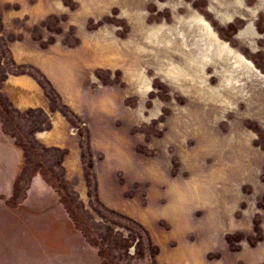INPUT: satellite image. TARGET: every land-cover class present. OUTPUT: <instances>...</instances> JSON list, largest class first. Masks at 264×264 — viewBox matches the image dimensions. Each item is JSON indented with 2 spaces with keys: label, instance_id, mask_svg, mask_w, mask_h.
I'll return each mask as SVG.
<instances>
[{
  "label": "rangeland",
  "instance_id": "374dc122",
  "mask_svg": "<svg viewBox=\"0 0 264 264\" xmlns=\"http://www.w3.org/2000/svg\"><path fill=\"white\" fill-rule=\"evenodd\" d=\"M0 1L11 4L0 7V19L4 10L6 21H10L7 15L26 18L16 21L17 27L22 26L16 31L23 34L16 35L14 22L9 23L14 34L9 40L25 38L34 47L51 50L42 58L41 70L77 114L84 109L78 84L87 80L81 86L104 99H97L92 108L105 110L106 127L112 132L109 145L97 137L93 141L96 160L107 156L103 164L92 161L88 140L82 142L83 176L76 141H64L62 113L76 128L80 122L62 105L50 83L21 70L38 78L52 108L62 112H54V130L37 133L38 139L62 148L47 147L35 139L45 121L40 111L20 113L0 93V264H146L147 260L152 264L157 249L165 261L183 243L211 250L206 253L211 263L264 264V82L256 83L252 92L241 93L245 97L225 94L235 108L194 94L183 96L160 77L168 67L164 55L142 56L139 63L127 65L107 62L125 56L124 47L132 35H116L114 30L125 23L88 24L90 19L95 21L94 15L118 17L123 7L130 15L124 20L129 24L136 15L151 13L158 19L149 25L167 20L172 27L176 25L173 15L197 13L264 75V0H241L243 6L237 0H159L181 5L177 11L170 5L159 10L156 0H120L115 8L113 0H59L70 12L59 9L58 0ZM219 13L234 15L224 21ZM248 27L258 34L251 41L240 35ZM108 29L110 36L104 33ZM105 47L110 53L103 58ZM155 49L150 47L148 52ZM4 62L12 71L11 59ZM175 63L184 66L181 58ZM143 70L155 89L146 96L144 109L138 85L126 77L128 72L139 76ZM26 94L30 92L21 97ZM16 103L21 109L44 108L46 103L52 115L47 99ZM156 103L162 113L157 120L150 114ZM70 128L67 133L76 139V129ZM80 131L86 136L84 129ZM62 149L70 150L65 159L67 151ZM107 176L115 183L116 203L109 199ZM180 209L187 210L177 219L189 228L178 240L172 238L173 215ZM159 256L156 264H160Z\"/></svg>",
  "mask_w": 264,
  "mask_h": 264
},
{
  "label": "bare ground",
  "instance_id": "6f19581e",
  "mask_svg": "<svg viewBox=\"0 0 264 264\" xmlns=\"http://www.w3.org/2000/svg\"><path fill=\"white\" fill-rule=\"evenodd\" d=\"M76 3H84V0H73ZM108 1V0H107ZM120 0H113L112 8L117 7ZM240 6L244 4L241 0H237ZM156 5L160 9L166 8L168 5L177 11L181 5L166 4L156 0ZM183 5V4H182ZM57 7L64 12H70L71 9L66 7L61 1H57ZM176 9V10H175ZM142 13V12H141ZM84 14V13H83ZM151 13L136 15L130 24L128 19L130 15L123 7L118 17L106 13L101 16H91L95 18L93 23L91 19L88 24L101 25L108 21L115 24L125 23L114 26L116 35H127L131 33L132 39L129 44L126 43L124 50L125 56L121 54L119 57L107 59L111 65L132 64L139 63L142 56H166L168 59V67L162 70L163 82L169 83L175 87L183 96H190L192 94L198 96L203 101L221 104L227 108H235V104L226 98L225 94L232 96H242L241 93L252 92L253 87L256 86L260 80L264 82V75L258 72V69L252 62L249 61L242 53L234 49L227 41L222 40L212 25L200 14L194 13L191 15H173L175 26L170 27L168 22L154 23L149 25L151 21H157L158 17H153ZM80 16V14H77ZM82 15V14H81ZM224 20H231L232 15L219 13ZM74 23H72L73 25ZM85 29V24L81 23V29ZM108 36L111 32L106 30L104 32ZM138 36L133 38L134 34ZM141 34V35H140ZM98 35V33H97ZM241 38H250L251 41L255 34L253 27H248L246 30L240 32ZM43 40L46 41V38ZM167 40V43H164ZM180 43H179V42ZM155 47V51L149 53V48ZM105 47L101 51V57L108 55L110 51ZM123 46L121 47V51ZM162 53V54H161ZM181 58L184 61V66L175 63V60ZM209 70L213 71L209 74ZM146 70L139 72V76L133 73H126L129 83L138 85V91L141 98V108L144 109L146 103V96H150L155 91L151 85V79L145 74ZM159 76V72L156 73ZM95 81L97 79L93 77ZM159 78V77H158ZM218 81L217 86H212V82ZM152 119H159L162 115L159 103L153 110L150 111Z\"/></svg>",
  "mask_w": 264,
  "mask_h": 264
},
{
  "label": "crops",
  "instance_id": "0c3cea01",
  "mask_svg": "<svg viewBox=\"0 0 264 264\" xmlns=\"http://www.w3.org/2000/svg\"><path fill=\"white\" fill-rule=\"evenodd\" d=\"M7 5H11V4H9V3L2 4L0 1V7L1 8H4V7L6 8ZM7 11H10V10H7ZM5 13H6V11L4 10L2 12L1 19H0V93L4 94L7 98V100L9 101V103L11 104V106L13 108H15L17 111H19L20 113H27L30 111H40L41 112V114L45 117V121L41 125L42 128L40 130H36L37 131V132H35L36 135L34 134V137L36 136L35 139L39 140L37 137V133H39V132H52L54 130V125H53V121H52L53 114H55L54 112H56V111L61 112V110H59V109H53L52 108L51 99L47 96L44 87L40 84V82L38 81V78L36 76H33L32 74L36 73L39 77H44L46 79V81L48 83H50L52 89L55 90L57 95H59L62 105L64 107H67L70 110V112H72L73 115H75L80 122V126H78L76 128L75 126H73L71 124L68 117H66V115L61 112L62 117H63L62 125H64V127L66 129L65 132L66 133H67V131L71 132L72 131L70 128L71 126L76 129V132H77L76 139L77 140L75 138H70V134L65 133L66 137L64 138V141L66 142V141H69L70 139L73 141H76V143H77L76 145H77L79 152H80L79 153V161H80V164L82 166V174L84 176V155H83L84 147H82V142L84 140H86V139L88 140V145L90 147V150H91V152H93V156L91 159L93 162H95V164H97L98 162L103 164L107 160V156L104 153L103 154L106 157L104 161H99V159L96 160L98 155H97V152L94 155L95 151L93 150V141L96 137L101 139V141L107 143L109 138L111 137L110 135L112 134V132L109 130V128L106 127V125H107L106 121H108V117H107L108 115H106L105 110H96V109L92 108V105H95L97 103V99L98 100L99 99L104 100V99L101 96L96 97L95 96L96 91L89 90L87 88V86H83V88H82L81 85L84 83H79L78 86L81 87L82 91H80L81 96L78 95V97H80L79 101L82 103V107L84 109H83L81 114H77V113L73 112L67 105H65L61 94L59 93V91L57 90V88L55 87L53 82L43 72L45 66H44V60H42V58H44V56L49 54V52H51V50H42V47L41 48L34 47L33 42L31 40L28 41L25 38H23V40H21V41H19V40L10 41L9 37L11 35H14V34L6 26V15H5ZM23 16L24 15H21V16H19V15H7L10 22L11 23L14 22L13 31L16 35H18L20 33L23 34V32L21 30L16 31V28L22 27V26H18V27L16 26L17 19L20 21L26 20V18H24ZM12 19H13V21H12ZM25 23H26V21H25ZM11 44H12V46H11ZM25 45L27 46V48L25 47ZM21 46H22V48H20ZM28 47L30 49H28ZM4 53H5V56H4ZM32 53L36 54V55H34L36 57L31 58ZM6 58L11 59L12 71H10L8 68H6V63L4 62V60ZM32 60L35 61V63ZM21 70L22 71L23 70H30L32 72V74L28 73V72L23 73V72H21ZM87 84H88L87 80H85L84 85H87ZM8 86H10V87L7 88ZM29 92H30V95L26 94L24 97H21L24 93L29 94ZM87 92L94 94V97H91L89 95V93H87ZM31 94H35L34 97H32ZM35 99L37 101H40V99L41 100L47 99L48 100V107L50 108L52 115H51V113L49 114V112H48L49 109L47 108L46 103L43 105L45 109L43 107H30V108L27 107L25 109H21L24 107H21L20 105H18L16 103V102H18V103H22V104L24 103L25 104V102H30V101L34 102ZM44 126H49V128L44 129ZM81 129H84L86 131V136L81 134V131H80ZM2 130H3L2 129V122L0 120V133ZM40 142H42V141H40ZM42 143L45 144V146H47V147L62 148L58 145H53V143H44V142H42ZM108 145H109V142H108ZM64 147H65V145H64ZM62 150L67 151V154L64 157V159H65L66 156L70 155V150H66V149H62ZM99 152L102 153V151H99ZM64 159L61 163L62 166H63L64 161H65ZM63 168L66 171L64 166H63ZM94 170L97 174L96 167H94ZM65 176H66V174H65ZM74 179L78 180V184L81 182L80 178H74ZM97 179H98V184H99V197H100L101 185H100V181L98 178V174H97ZM105 185H106V188L108 190L109 199L112 202L116 203V201H118L119 199H118V192H116V190L113 187V186H115V183H113V179L109 178L107 176L105 179ZM109 186L112 187V190H111V188L110 189L108 188ZM129 200H131V199H129ZM100 201L102 202L101 199H100ZM102 203L104 204V202H102ZM186 210L187 209H184V210L180 209L179 212L174 211L173 222H174L176 232L174 235H172V238H176V239L180 240V239H182V236L185 233H187L188 228H189L188 223L181 222L180 220L177 219L178 215H180L181 212L186 211ZM142 216L146 220V218H145L146 216L145 215H142ZM183 244L185 245V243H183ZM184 245H182L183 247H179L177 250L173 251L170 254L168 260L171 264H217V263L218 264H224L225 263V262L223 263L222 261H215L213 263L209 262L207 260L206 253H212V252H210L211 250H209L208 248H205V247L199 248L198 247L197 249H193V248H188ZM162 264H168V263L163 262Z\"/></svg>",
  "mask_w": 264,
  "mask_h": 264
},
{
  "label": "flooded vegetation",
  "instance_id": "af4514ba",
  "mask_svg": "<svg viewBox=\"0 0 264 264\" xmlns=\"http://www.w3.org/2000/svg\"><path fill=\"white\" fill-rule=\"evenodd\" d=\"M9 23H11L10 21H6V26H7V28L8 29H10L11 30V27L9 26ZM13 33V32H12ZM12 45V44H11ZM81 196V195H80ZM79 200H82V197H80V199ZM159 253H160V251H159V249H157V252H155V254H154V259H153V263L152 264H156V261H157V258H158V256H159ZM163 254V253H162ZM160 255L159 256V263L160 264H162L163 262H167L168 264H170V262H169V260H165V261H162L161 259V257L163 256V255ZM149 263H151L150 261H148L147 260V262H146V264H149Z\"/></svg>",
  "mask_w": 264,
  "mask_h": 264
}]
</instances>
